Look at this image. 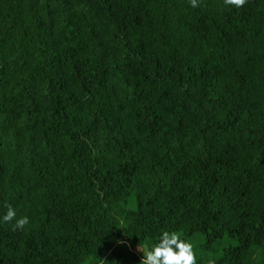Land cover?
I'll use <instances>...</instances> for the list:
<instances>
[{
	"label": "trees",
	"instance_id": "16d2710c",
	"mask_svg": "<svg viewBox=\"0 0 264 264\" xmlns=\"http://www.w3.org/2000/svg\"><path fill=\"white\" fill-rule=\"evenodd\" d=\"M200 5L0 0V264H264V0Z\"/></svg>",
	"mask_w": 264,
	"mask_h": 264
},
{
	"label": "clouds",
	"instance_id": "9594fccd",
	"mask_svg": "<svg viewBox=\"0 0 264 264\" xmlns=\"http://www.w3.org/2000/svg\"><path fill=\"white\" fill-rule=\"evenodd\" d=\"M226 5L235 8H241L247 0H224ZM192 8L200 7V0H189ZM7 212L0 217V222L13 223V229L19 230L29 224L27 216L17 218L15 209L11 204H5ZM118 243H122L118 241ZM137 250L142 253L140 264H197L196 254L192 243L180 238L176 232L163 231L155 242L149 248H141L138 245Z\"/></svg>",
	"mask_w": 264,
	"mask_h": 264
}]
</instances>
